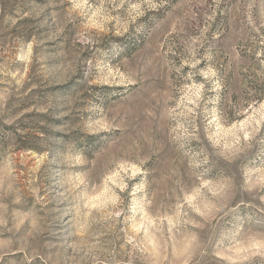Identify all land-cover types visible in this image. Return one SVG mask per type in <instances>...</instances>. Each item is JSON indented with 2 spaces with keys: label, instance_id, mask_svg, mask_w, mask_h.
Segmentation results:
<instances>
[{
  "label": "rangeland",
  "instance_id": "obj_1",
  "mask_svg": "<svg viewBox=\"0 0 264 264\" xmlns=\"http://www.w3.org/2000/svg\"><path fill=\"white\" fill-rule=\"evenodd\" d=\"M0 264H264V0H0Z\"/></svg>",
  "mask_w": 264,
  "mask_h": 264
}]
</instances>
